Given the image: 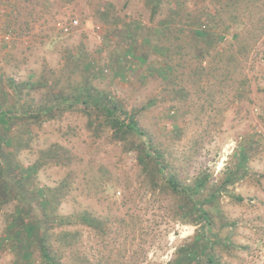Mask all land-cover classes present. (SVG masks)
I'll list each match as a JSON object with an SVG mask.
<instances>
[{
  "label": "rangeland",
  "instance_id": "rangeland-1",
  "mask_svg": "<svg viewBox=\"0 0 264 264\" xmlns=\"http://www.w3.org/2000/svg\"><path fill=\"white\" fill-rule=\"evenodd\" d=\"M0 28V264H43L10 236L20 198L69 264H168L192 247L205 254L190 264L210 248L264 264V0H0ZM87 94L135 118L160 166ZM171 176L204 179L209 221Z\"/></svg>",
  "mask_w": 264,
  "mask_h": 264
},
{
  "label": "trees",
  "instance_id": "trees-1",
  "mask_svg": "<svg viewBox=\"0 0 264 264\" xmlns=\"http://www.w3.org/2000/svg\"><path fill=\"white\" fill-rule=\"evenodd\" d=\"M92 95V94H91ZM91 95L87 94L82 100L80 101L81 104L92 102ZM77 98L81 99L80 96H77ZM94 101L92 102L93 107H97L101 111V115L105 116V120L116 132V136L120 139H129L130 137H144V142L147 144L144 147L141 144H138L136 146V150L138 151V160L140 164H144L147 166L152 160H155L157 162V165L160 166L162 163V156L158 152L153 154V150L151 151V140L146 138V132L140 127L138 121L133 118L129 117L127 120L126 118L122 117L117 113V110L114 108L115 105H111L110 101L104 102V98L100 97L99 95L93 96ZM116 107V106H115ZM8 114L6 112H1V120H4L7 118ZM13 143V141H10ZM0 165L5 170V164L0 159ZM30 168H24L21 164L16 163V169L18 171H25L26 173H30ZM161 170V167L157 169ZM150 174H156L157 171L154 169L148 170ZM5 175V174H4ZM4 182H7L4 180ZM168 183L171 185V187L181 194L185 195L186 198L191 200L193 202L192 208L189 207V210L192 212V214L196 215L197 217H202L206 221H209V212L204 208L203 202L197 201L196 195L199 193L202 188L205 186L204 179L198 180L197 183L195 182L194 185L189 186H180L179 182L174 176H171ZM43 189H39V197L42 195V198H40L42 206L44 207L45 204H47L48 200L44 197ZM25 204L24 199L20 198L17 205L16 210V220H13L12 224L10 223L9 231L13 230L14 232H10V236L14 237V240H16V247L18 249V252L20 253V256L22 259L30 261L32 259V255L34 253V250H39L41 261L43 264H69L67 262L61 261L58 257V255L55 253V244L50 239L49 232L43 228L41 224V219L34 220V218H31L27 221V212H25V209L23 205ZM32 214L31 212L28 214ZM46 216H52L51 214L45 212ZM76 217V216H73ZM72 216L66 217L65 223H72L73 222ZM78 218L87 220L90 224L93 223L91 220H88V217L86 215H78ZM62 223V222H60ZM72 235L71 232L67 231L64 233V238H69V236ZM203 235L197 234L196 235V241H201ZM59 240V239H56ZM205 254V251L203 249H200V251H195V249L192 247L190 249H185L183 252H180L177 257L172 259L168 264H190L192 263L196 258H199L201 253ZM205 264H218L217 258L214 256L213 250L210 248V254L207 255V260Z\"/></svg>",
  "mask_w": 264,
  "mask_h": 264
},
{
  "label": "built area",
  "instance_id": "built-area-1",
  "mask_svg": "<svg viewBox=\"0 0 264 264\" xmlns=\"http://www.w3.org/2000/svg\"><path fill=\"white\" fill-rule=\"evenodd\" d=\"M75 22L77 23V20H75ZM60 24V23H59ZM11 39V35L10 34H6L4 33L1 28H0V48L2 47V45L6 42H9V40Z\"/></svg>",
  "mask_w": 264,
  "mask_h": 264
}]
</instances>
